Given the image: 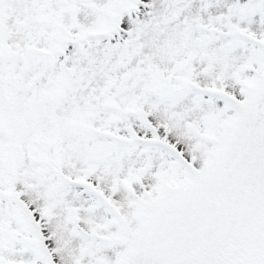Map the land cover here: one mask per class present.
<instances>
[{
  "label": "snow or ice",
  "instance_id": "1",
  "mask_svg": "<svg viewBox=\"0 0 264 264\" xmlns=\"http://www.w3.org/2000/svg\"><path fill=\"white\" fill-rule=\"evenodd\" d=\"M0 264H264V0H0Z\"/></svg>",
  "mask_w": 264,
  "mask_h": 264
}]
</instances>
